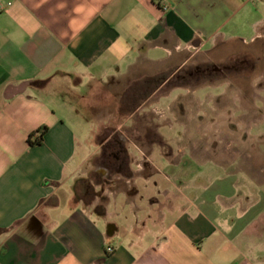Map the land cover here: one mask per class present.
Returning <instances> with one entry per match:
<instances>
[{"label": "crops", "instance_id": "0c3cea01", "mask_svg": "<svg viewBox=\"0 0 264 264\" xmlns=\"http://www.w3.org/2000/svg\"><path fill=\"white\" fill-rule=\"evenodd\" d=\"M262 38L264 0H0V264H264V176L211 151L240 96L193 74Z\"/></svg>", "mask_w": 264, "mask_h": 264}, {"label": "rangeland", "instance_id": "374dc122", "mask_svg": "<svg viewBox=\"0 0 264 264\" xmlns=\"http://www.w3.org/2000/svg\"><path fill=\"white\" fill-rule=\"evenodd\" d=\"M203 61L201 67L193 71L194 76L207 81L231 79L232 88L236 87L240 96L237 112L234 114L232 110L229 119L238 132L221 134L223 143L230 138L235 142L230 149L211 151L222 153L227 162L233 163V169L244 171L248 176H264V38L248 44L234 42L221 46L207 53ZM157 114L161 118L162 112ZM172 126L168 133L173 135L178 127L173 122ZM132 154L137 152L132 150Z\"/></svg>", "mask_w": 264, "mask_h": 264}, {"label": "flooded vegetation", "instance_id": "af4514ba", "mask_svg": "<svg viewBox=\"0 0 264 264\" xmlns=\"http://www.w3.org/2000/svg\"><path fill=\"white\" fill-rule=\"evenodd\" d=\"M114 141L116 143H112L110 145V152L107 153V159L105 161L106 166L110 169L111 172L121 169L127 163V158L124 155L125 151L123 142H121L117 138H115ZM114 158H118V160H120V163L117 164L114 161Z\"/></svg>", "mask_w": 264, "mask_h": 264}, {"label": "trees", "instance_id": "16d2710c", "mask_svg": "<svg viewBox=\"0 0 264 264\" xmlns=\"http://www.w3.org/2000/svg\"><path fill=\"white\" fill-rule=\"evenodd\" d=\"M48 128L46 126L41 127L35 133L29 136V143L31 145L41 144L43 142L44 136L47 133ZM36 135V138H33Z\"/></svg>", "mask_w": 264, "mask_h": 264}, {"label": "built area", "instance_id": "2783aa9c", "mask_svg": "<svg viewBox=\"0 0 264 264\" xmlns=\"http://www.w3.org/2000/svg\"><path fill=\"white\" fill-rule=\"evenodd\" d=\"M157 113H159V112H157ZM107 251L111 253V252H113V248L109 247V248L107 249Z\"/></svg>", "mask_w": 264, "mask_h": 264}]
</instances>
